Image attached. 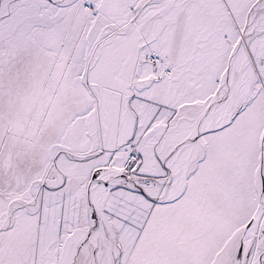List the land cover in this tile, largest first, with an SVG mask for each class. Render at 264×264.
Masks as SVG:
<instances>
[{
    "label": "snow or ice",
    "instance_id": "snow-or-ice-1",
    "mask_svg": "<svg viewBox=\"0 0 264 264\" xmlns=\"http://www.w3.org/2000/svg\"><path fill=\"white\" fill-rule=\"evenodd\" d=\"M0 264H264V0H0Z\"/></svg>",
    "mask_w": 264,
    "mask_h": 264
}]
</instances>
